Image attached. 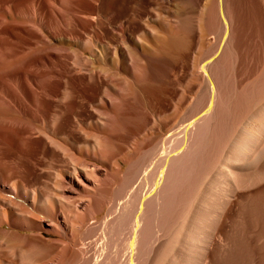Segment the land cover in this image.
<instances>
[{
  "label": "bare ground",
  "instance_id": "bare-ground-1",
  "mask_svg": "<svg viewBox=\"0 0 264 264\" xmlns=\"http://www.w3.org/2000/svg\"><path fill=\"white\" fill-rule=\"evenodd\" d=\"M0 64V264H209L259 229L264 0H0Z\"/></svg>",
  "mask_w": 264,
  "mask_h": 264
},
{
  "label": "rangeland",
  "instance_id": "rangeland-1",
  "mask_svg": "<svg viewBox=\"0 0 264 264\" xmlns=\"http://www.w3.org/2000/svg\"><path fill=\"white\" fill-rule=\"evenodd\" d=\"M25 11L26 10H24V12ZM70 46L73 47L74 45L70 44ZM0 67H2L1 64H0ZM0 116H1V112H0ZM87 130H90V127H87ZM6 147L8 149H6ZM13 148H12V146H11V148H10V146L4 147V145H2L0 143V155L2 156L4 154V156H5V154H6L5 160L9 159L8 156L10 158L12 155H13L12 158L15 157L16 153L14 152V150H16V149L14 148V150H13ZM11 150H13V151H11ZM30 151L33 152V149H31V150L29 149V153L27 155L31 154ZM27 152H28V150L26 151V153ZM38 167L39 168L44 167L41 161L39 162ZM44 168H46V167H44ZM48 170L50 171V169H48ZM45 171L47 172V169ZM54 174H55V172H54ZM0 177H1V174H0ZM45 178H43L42 182H44V183L41 186L44 188L47 187L49 189L52 187L51 190L53 189L52 190V192H53L55 187L57 186V185L54 186L56 184V182L53 179H48V177H45ZM47 180L50 182H48ZM52 182L54 183V185ZM3 211L5 213H7L6 215H9L8 213L12 212V210H10L9 208H8V210L3 209ZM263 212H264V210H263ZM31 213L33 214V216L34 215L40 216L39 213L36 211H31ZM261 213H260V218L257 215V217H258L257 220L259 221V223L262 221V225L260 226L261 223L260 224L258 223V227H257L259 229L261 227L260 230L259 229L256 230V226H255L254 222L251 220H248L247 218L246 219L248 221H244L245 219H243V222L240 221V222L236 223L237 226L236 225L235 226L237 229L234 226L233 230L234 231L236 230V232L232 233L231 238H230L231 242H229L228 245L226 244V247L223 246V248L221 247L218 250L221 252H216L217 254L215 253L216 258H214L215 257L214 254H213L214 256L212 255V258H211L212 261L210 260L212 262V264H264V215L263 214L261 215ZM98 216L103 217V215L94 216L95 218L92 217L89 220V223H94L95 221L100 222L103 218H99ZM44 220L47 221L46 219H44ZM250 222H253V223L250 224ZM16 230H18V229L16 228ZM18 231L22 234H30L31 233L30 231H25V230H18ZM233 234L234 235L236 234V236L233 237L234 236ZM42 235L44 236V238L57 239V236L54 233H52L50 230L48 231V228H45ZM231 239H233V241ZM232 242H234V243H232ZM230 243L232 245H230ZM11 261H13L14 264H17V261L15 259H10V262ZM211 262H209V264ZM49 263L51 264V262H49Z\"/></svg>",
  "mask_w": 264,
  "mask_h": 264
}]
</instances>
